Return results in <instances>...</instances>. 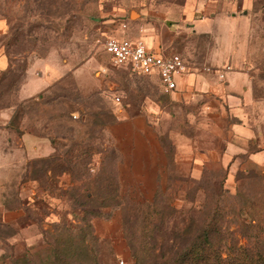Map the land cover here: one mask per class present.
Segmentation results:
<instances>
[{"label":"rangeland","instance_id":"1","mask_svg":"<svg viewBox=\"0 0 264 264\" xmlns=\"http://www.w3.org/2000/svg\"><path fill=\"white\" fill-rule=\"evenodd\" d=\"M209 1L0 0V19L4 23L0 45L13 66L0 87V102L11 95L28 66L37 77L48 73L47 89L19 104L13 121L49 133L54 138L55 153L60 154L64 164L78 161L73 168L83 182L67 187L64 193L59 191L64 201L57 204L48 194L37 192L33 200L17 196L13 204L20 205L23 214L12 221L3 218L0 205V264H175L192 234L210 220L220 228L218 243L223 255L231 250L232 243L248 242L243 232L246 215L239 212L235 199L242 203L244 184L250 194L264 189V166L250 161L247 152L239 153L240 166L234 176H228L229 166L214 163L216 153L208 149L227 145L237 118L226 113L211 118L201 112L206 106L203 98L196 102L172 100L157 75L140 74L129 66L114 64L104 48L105 39L111 35L141 38L133 25L140 15L155 19L152 12L168 14L169 9L187 2L189 7H197L195 15L200 16ZM215 1L217 12L234 11L242 16L235 27L234 46L241 54L239 62L252 70L256 99L244 109L256 133L249 150L258 149L264 147V0ZM215 24L221 38L210 34L186 39V47L198 43L196 49L206 52L205 59L218 47V40L226 46L228 29L233 26L221 18ZM181 54L188 64L204 61L200 56ZM115 101L130 113L143 110L152 101L167 112L158 109L150 116L162 132L170 155L167 179L158 182L151 197L130 187L123 195L113 189L114 176L109 174L113 157L109 156L106 127L118 119ZM211 122L220 124L224 144L214 137ZM170 130L194 139V153L199 152L204 161L199 176L192 174L191 163L176 159ZM184 144L180 142V147ZM90 163L97 165L94 170ZM105 184L109 187H103ZM83 186L92 192L90 196H86ZM104 199L109 204L100 206ZM26 200L33 205H21ZM105 206L119 210L116 221L110 219L112 212L100 213Z\"/></svg>","mask_w":264,"mask_h":264},{"label":"crops","instance_id":"2","mask_svg":"<svg viewBox=\"0 0 264 264\" xmlns=\"http://www.w3.org/2000/svg\"><path fill=\"white\" fill-rule=\"evenodd\" d=\"M177 8L169 9L168 14L156 15V12H152L155 19L140 15L133 24L137 28L135 32L148 48L159 52L178 50L183 54L200 56L199 59L204 60L189 62L187 69L176 75L177 87L168 95L174 101L196 102L203 98L206 106L203 104L205 108L202 106L204 109L201 112L211 118L223 113L237 118L236 122L232 123L227 145L224 144L225 136L220 124L218 122L209 124L217 142L220 140L224 145L221 147L215 145L208 149L216 153L214 163L222 167L229 166L228 176H234L240 166L237 161L239 153L247 152L250 161L264 166V147L249 150L250 143L255 141L256 133L249 113L244 108L252 105L256 98L251 84L252 70L250 67H245L243 62H239L241 54L236 52L237 47L234 46L238 31L236 28L242 16L234 11L229 14L217 12L215 0H210L201 9L203 14L200 16L195 15L197 7L195 8L194 5L189 7L187 2L179 3ZM174 11L177 14H173ZM219 18L227 20L229 25L233 26L228 29L226 46H221L218 40V47L213 52L207 53L205 59L206 52L204 54V51L196 49L198 43H194L193 47L187 46V49L186 39L192 41L210 34L216 35L217 39L221 38L215 24ZM3 29L4 23L0 19V33ZM184 59L187 62L185 57ZM8 64V56L0 45V72L7 68ZM77 69H73V72L76 73ZM220 72L223 76L219 75ZM36 74L37 72H32L31 67L28 66L16 93V103L0 107V205L3 206V218L8 221L17 219L23 214V208L13 204L17 196L33 200L35 193L38 192L50 195L49 198L55 200L57 204L58 201H64L59 191L65 190L74 183L70 173L65 170L55 173L47 170L44 178L46 176L45 179L55 187L57 192L54 193L50 185L42 187V183L32 176V162L35 159L46 158L56 151L54 138L49 133L25 128L23 124H14L13 121L16 107L40 95L50 84L48 73L45 72L44 77H37ZM37 85H40V88L36 89ZM158 109L167 113L156 101L148 102L143 110L136 113L126 111L120 101L114 103V112L118 119L106 127V132L110 145L118 152L116 175L121 195L127 193L130 187L144 196L151 197L156 191L158 182L167 179L168 150L162 132L150 118L151 113L157 112ZM170 136L177 151L176 159L191 163L194 167L193 175L202 173L204 161L199 152L194 153L192 136L188 137L176 130H170ZM180 142L185 143L184 147H180ZM181 150L185 151L179 154ZM7 201L9 204L6 205ZM24 204L33 205V202L27 200L21 202V205ZM105 207L102 208V212L105 214L112 212L110 219L116 221L119 210H114L111 206Z\"/></svg>","mask_w":264,"mask_h":264},{"label":"trees","instance_id":"3","mask_svg":"<svg viewBox=\"0 0 264 264\" xmlns=\"http://www.w3.org/2000/svg\"><path fill=\"white\" fill-rule=\"evenodd\" d=\"M5 53L8 56L9 64L7 68L1 70L0 72V87L4 82L5 76L11 71L13 67L11 57H9L7 52ZM23 79L24 78H22L21 82ZM20 83L16 86L11 95L7 97L6 101L0 102V107L10 106L16 103V93ZM109 146V156L111 155L113 157V167L109 174L112 172V175L114 176L113 189L116 190L117 194H119L120 186L116 175V161L118 158V152L114 146ZM55 152L46 158L35 159V161L32 162V176L36 178L39 183H42V187H46L48 185L51 186V182L45 179L46 176L44 178L47 170L52 173L65 170L70 173L71 179L74 181L70 187L80 182L82 179H80V176L73 168V166H78V161L74 160L71 165H66L64 164V161L62 160L63 158L60 156V154ZM168 156L170 160L169 152ZM105 157L106 154L103 155L102 159ZM100 162L102 163V160ZM100 162L98 163L99 165L101 164ZM89 165H91V163ZM91 166L93 167H90V169L94 170L97 165L92 163ZM245 172L248 173V169H245ZM247 177L248 176L245 178ZM245 182L247 181H244V183ZM109 184H105L103 187L108 188ZM243 187L246 188L243 189L242 193L240 192L242 203L239 201V199H235V201L239 207V212L246 215L244 218L246 223H243V232L248 238V242L246 244L232 243L231 250L226 252V255H223L224 252L222 249H219V243L221 242L219 239L221 238L220 228L215 226L210 220L206 226L192 234L191 240L188 242L186 247L181 250V253L176 259L175 264H264V189H262L260 192H254L250 194L248 193L247 184H244ZM83 189L86 196L91 195L92 192L88 190V187L83 186ZM64 191L65 190H62V193H64ZM108 204L109 200L104 199L100 206ZM99 212L100 210L97 211V213ZM100 213H102V211ZM212 216L214 217L215 213H213ZM247 218L249 219L246 220ZM248 228L250 231H246Z\"/></svg>","mask_w":264,"mask_h":264},{"label":"built area","instance_id":"4","mask_svg":"<svg viewBox=\"0 0 264 264\" xmlns=\"http://www.w3.org/2000/svg\"><path fill=\"white\" fill-rule=\"evenodd\" d=\"M104 48L114 64L129 66L140 74L157 75L166 92L176 89V75L184 72L188 67V63L180 53L152 50L139 37L124 38L111 35L105 39ZM219 75L223 76L221 72ZM116 100L119 98L116 97ZM123 261L120 260L121 263Z\"/></svg>","mask_w":264,"mask_h":264},{"label":"bare ground","instance_id":"5","mask_svg":"<svg viewBox=\"0 0 264 264\" xmlns=\"http://www.w3.org/2000/svg\"><path fill=\"white\" fill-rule=\"evenodd\" d=\"M135 13H133V15H134Z\"/></svg>","mask_w":264,"mask_h":264}]
</instances>
